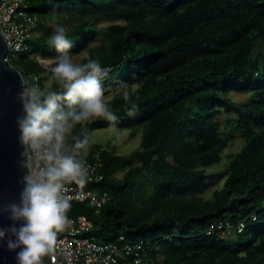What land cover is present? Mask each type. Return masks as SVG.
Instances as JSON below:
<instances>
[{
	"label": "trees",
	"instance_id": "trees-1",
	"mask_svg": "<svg viewBox=\"0 0 264 264\" xmlns=\"http://www.w3.org/2000/svg\"><path fill=\"white\" fill-rule=\"evenodd\" d=\"M26 8L38 21L9 65L57 88L44 85L51 73L37 58L59 55L44 24L57 14L69 24V52L88 47L82 63L99 61L105 92L118 88L105 98L118 120L77 125L70 143L97 127L141 128L140 145L127 153L91 146L103 148L104 177L87 186L111 198L99 212L70 201L68 216L86 214L100 241H152L156 264H264V0H28ZM237 136L244 143L228 154L222 185L203 196L214 182L206 168ZM226 219L229 232L211 229Z\"/></svg>",
	"mask_w": 264,
	"mask_h": 264
},
{
	"label": "clouds",
	"instance_id": "clouds-1",
	"mask_svg": "<svg viewBox=\"0 0 264 264\" xmlns=\"http://www.w3.org/2000/svg\"><path fill=\"white\" fill-rule=\"evenodd\" d=\"M49 45L59 53L44 62L57 88L42 89L34 82L38 77L20 73L23 90L19 97L25 115L17 122L28 173L23 177L20 203L4 209L14 223L0 229V240L6 239L10 251L20 248L18 264H45L48 256L54 260L63 243L58 235L71 226L68 186L75 184L82 190L89 181V167L79 158L86 141L70 143L73 129L94 118L118 120L105 99L102 80L108 72L100 62L74 63L69 52L73 42L62 25L55 26ZM122 95L130 104L128 115H135L137 105L130 102L129 92L124 90Z\"/></svg>",
	"mask_w": 264,
	"mask_h": 264
},
{
	"label": "built area",
	"instance_id": "built-area-1",
	"mask_svg": "<svg viewBox=\"0 0 264 264\" xmlns=\"http://www.w3.org/2000/svg\"><path fill=\"white\" fill-rule=\"evenodd\" d=\"M28 0H0V32L8 44V53L4 56L8 62L12 55L27 47L26 40L34 32L38 21L36 12L27 10ZM38 77L37 75H31ZM39 85L38 80L34 81ZM40 87V86H39ZM103 148H91L82 159L89 167L88 183L100 182L104 174L101 170ZM87 183V184H88ZM85 185L81 190L77 185L68 186L67 195L71 201L87 202L95 212L111 198L109 191L99 187ZM71 226L58 235L62 241L55 255L45 257V264H156L152 255L155 245L147 239L128 241L123 235L114 240L100 241L89 235L93 221L84 213L69 215ZM244 226L239 221L238 230ZM211 229L229 232L233 224L229 220H220L210 225ZM210 231V230H209Z\"/></svg>",
	"mask_w": 264,
	"mask_h": 264
},
{
	"label": "water",
	"instance_id": "water-1",
	"mask_svg": "<svg viewBox=\"0 0 264 264\" xmlns=\"http://www.w3.org/2000/svg\"><path fill=\"white\" fill-rule=\"evenodd\" d=\"M8 51V44L0 32V229L13 225L10 212L4 209L13 202L20 203L23 177L28 173L23 167L25 146L21 143L22 133L17 122L25 115L19 97L23 90L22 72L5 60ZM21 223L16 222V227ZM19 251L20 248L10 251L6 239L0 240V264H18Z\"/></svg>",
	"mask_w": 264,
	"mask_h": 264
},
{
	"label": "rangeland",
	"instance_id": "rangeland-1",
	"mask_svg": "<svg viewBox=\"0 0 264 264\" xmlns=\"http://www.w3.org/2000/svg\"><path fill=\"white\" fill-rule=\"evenodd\" d=\"M44 24L52 30L56 25H62L64 26V28L69 25L66 21H63L57 14L46 16L44 18ZM40 33H43V30L36 31V34ZM95 42L96 41H91L90 45L94 44ZM70 55L74 63L82 64V58L88 55V47L83 48L79 52H70ZM37 58H39L43 65L47 68L44 62L55 57L44 58L39 56ZM53 82L54 79H52L51 76H48L44 79V85L46 87H51L53 85ZM116 90H118V88L110 85L108 87V90L105 92V98L111 96L112 93ZM232 96L237 99H245L246 97H248V94L234 93L232 94ZM220 117L223 120L225 118L223 114H221ZM141 134L142 133L140 127H118L117 125L97 127L89 130L88 139L86 140L85 146L82 148V150L84 151V153H86L94 143H101L116 152L127 153L140 145ZM243 143L244 140L242 139V137L237 136L223 149L221 160L206 168L207 174H211V177L208 176V178L214 180V182L206 187L203 192V196H210L215 188H218L222 185L224 176L227 172L225 169L227 168L228 154L230 152L239 150ZM122 173V170H119L117 172L118 175H121ZM159 259H162V256H160Z\"/></svg>",
	"mask_w": 264,
	"mask_h": 264
}]
</instances>
